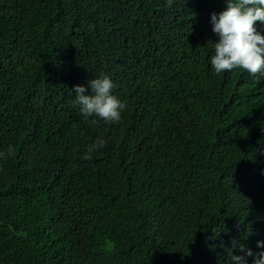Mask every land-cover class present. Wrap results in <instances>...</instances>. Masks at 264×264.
I'll return each mask as SVG.
<instances>
[{
  "label": "trees",
  "instance_id": "obj_1",
  "mask_svg": "<svg viewBox=\"0 0 264 264\" xmlns=\"http://www.w3.org/2000/svg\"><path fill=\"white\" fill-rule=\"evenodd\" d=\"M225 6L0 0V264H234L233 240L264 250V75L212 68L210 16ZM103 75L126 104L115 123L73 105L74 85Z\"/></svg>",
  "mask_w": 264,
  "mask_h": 264
},
{
  "label": "clouds",
  "instance_id": "obj_2",
  "mask_svg": "<svg viewBox=\"0 0 264 264\" xmlns=\"http://www.w3.org/2000/svg\"><path fill=\"white\" fill-rule=\"evenodd\" d=\"M172 3L173 0H166V6L171 7ZM210 22L212 31L218 36L213 43L214 54L210 58L217 75L236 67L252 75H264V0H226L223 10L211 14ZM114 87L107 75L89 80L90 92L83 85H74L73 105L79 107V112L85 118L94 116L106 123L118 122L126 104L112 94ZM90 123L96 124L97 120ZM105 145L106 141L98 138L87 147L82 158L90 160L92 152ZM7 154H14L12 146H9ZM4 155L0 152V158ZM257 247L264 249V242L257 241ZM232 249H239L244 255H234ZM226 252L234 264H247L245 256L253 257L252 264H264V250L253 253L235 240L231 248H226Z\"/></svg>",
  "mask_w": 264,
  "mask_h": 264
}]
</instances>
